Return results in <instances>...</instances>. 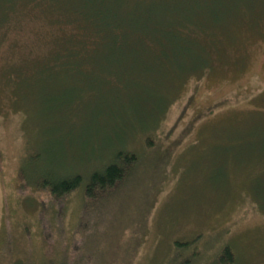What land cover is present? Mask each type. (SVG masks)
<instances>
[{
  "label": "rangeland",
  "instance_id": "1",
  "mask_svg": "<svg viewBox=\"0 0 264 264\" xmlns=\"http://www.w3.org/2000/svg\"><path fill=\"white\" fill-rule=\"evenodd\" d=\"M109 4H120V13H133L140 25L149 16L177 19L175 30L187 19L190 59H205L211 69L196 70L179 90V85L169 89L194 66L178 67L174 75V62L161 66L150 56L135 71L115 70L131 89L126 118L117 111L118 118L111 119L102 101L88 111L90 94L76 85L80 105L71 119L63 112L64 83L46 86L41 94L33 84L36 97L25 94L22 85L16 99L8 86L19 65H32L35 55L48 57L53 41L61 39L50 4L39 8L33 0H0V264H214L226 246L233 264H264V0ZM198 16L208 29L215 27L216 36H207L213 51L198 43L208 39L190 32V21ZM84 83L102 93L98 100L106 99V88L113 85L98 74ZM125 147L141 161L112 190L116 195L90 206L76 191L58 200V223L46 191L18 175L20 168L27 178L47 166L45 171L58 175L82 171L86 178ZM38 217L45 242L41 233L23 234V222L36 229ZM76 225L81 234L73 240L69 229ZM62 250L71 262L61 260Z\"/></svg>",
  "mask_w": 264,
  "mask_h": 264
},
{
  "label": "trees",
  "instance_id": "2",
  "mask_svg": "<svg viewBox=\"0 0 264 264\" xmlns=\"http://www.w3.org/2000/svg\"><path fill=\"white\" fill-rule=\"evenodd\" d=\"M45 2L50 4L51 21H53V24L56 22L54 30L56 36L61 37L62 43L60 44L61 39L53 41L49 49V54L53 57L49 54L48 57L44 54L41 56L35 55L32 65L23 63V65H19L17 71H14L15 73L12 72L10 74L8 86L10 87V93H13H11L12 99H16L18 90L23 89L24 86L28 90H24V93L33 95V84L40 89L39 93L41 94L47 87L52 89L54 86H60L64 83L65 86L67 85L66 101L68 105L63 112L66 111L69 117L74 119L78 116L75 110L80 105V100L74 99L77 92L76 85H79L90 94L88 96V103L90 104L87 107L88 111L102 101L104 105L110 107V118L115 120V118H118L116 115L117 111H119L120 117L126 118V112H128L127 104L131 95V89H129L128 84L116 78L115 70L121 69L126 73L135 71L141 68L150 56H155L161 66L174 62V75L176 74L175 69L178 67H180L178 68L179 71H190V66H194L191 69L193 70L192 72L183 74L181 78H178L181 79L180 82L168 85L169 89L179 85L177 89L179 90L184 80L196 70L198 71L202 68L203 70L211 69L210 63L205 59L200 63H194L190 59V46L192 44H190V39H184V34L189 30L187 19L185 20L187 25L183 24L181 19L179 27L174 30L173 27L177 19L163 21L158 17L149 16L147 19L145 18L144 25L135 24L136 20L133 13L127 12L124 14L126 17H124L120 13V4L113 7L109 4V0H33L34 6L39 8ZM190 24V32L196 37L208 39V35H215L213 32L215 27L211 30L208 29L205 20L201 16L191 20ZM69 26L73 28V31L69 30ZM192 28H194L193 32L191 31ZM220 33H225V30H220ZM198 43L201 48L205 47L207 49L210 46L213 51L214 42L212 39H208L206 43L199 41ZM183 53L185 55H182ZM45 67L46 71L43 72L42 69ZM38 71L44 74H38ZM27 73H32L30 79L24 78ZM94 74L106 78L109 84H113L111 87L106 88L109 91L106 99L98 100L102 93L99 94L100 91L95 86L87 85L86 87L84 83L86 77H92ZM171 77V74L164 75L166 80H171ZM109 79L112 81H109ZM14 85L18 87H14ZM22 85L24 86L22 87ZM30 87L32 88L31 90ZM34 95L36 97V94ZM108 99L110 104L107 102ZM71 101L76 102L70 105ZM151 138L150 136L149 139L151 140ZM126 150L127 147L119 151L114 159L109 158L111 160L110 163L105 164L104 162L101 168L91 171L86 178L82 171L58 175L52 171H45L48 169L47 166L43 167L44 172H42V169L38 171L35 168L33 174L29 177L27 176V178L26 176L22 177L20 168L18 175L21 178L30 179L28 183H31L32 186L43 188L46 191L51 205L55 206L54 218L56 223H58L62 213L57 204L58 200L60 201L76 191H81L84 197H87L85 202L89 205L93 201L104 205L116 195V192L112 190L126 177L128 178L133 168L139 165L141 161L140 156L136 152L130 153ZM16 182L19 186L20 181L16 180ZM32 199L28 198L27 201L32 202ZM5 205L6 213L8 214L10 207L7 199ZM42 207L43 204L39 206L40 209ZM84 210L85 207L83 205L81 214L84 213ZM39 221L43 228L40 217H38L36 229H32L31 223L23 222V234L27 238H32L35 233L37 235L41 233V237H43L45 242L46 238L40 229ZM76 227L78 225L74 227V230L69 229L71 232L74 231V234H71L74 238L73 240L81 234ZM9 230L13 232L6 226V231L8 232ZM11 244L12 233L6 245L11 247ZM64 251L62 250L61 260L71 262L72 260L69 261V256ZM91 253L95 256L97 251L95 253L92 250ZM133 254L128 255L127 258L129 259ZM234 261L235 258L231 248L226 246L214 261V264H233ZM93 263L87 260V264Z\"/></svg>",
  "mask_w": 264,
  "mask_h": 264
}]
</instances>
